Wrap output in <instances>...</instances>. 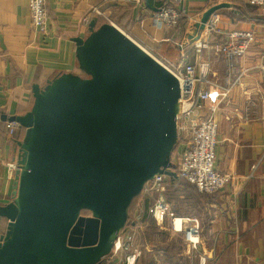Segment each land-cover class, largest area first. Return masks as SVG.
Here are the masks:
<instances>
[{"label":"crops","instance_id":"0c3cea01","mask_svg":"<svg viewBox=\"0 0 264 264\" xmlns=\"http://www.w3.org/2000/svg\"><path fill=\"white\" fill-rule=\"evenodd\" d=\"M46 5L49 20L43 34L32 23L29 0H0V206L12 202L17 170L9 165L18 166L17 142L26 133L9 120L32 109L35 85L44 88L58 75L79 74L73 39L87 38L89 26L96 20L97 25L116 26L156 59L173 65L188 63L197 78L210 83L196 88L210 91L205 109L179 120L173 156L187 151L196 118L214 117L218 123L215 167L233 179L216 194L200 198L194 185L167 176L165 194L172 215L192 217L196 207L201 243L186 254L174 250L180 240L186 251L185 235L169 230L171 223L167 228L148 223L152 220L148 210L155 200L149 197L148 206L142 207L139 228L131 225L127 231L135 233L134 248L145 247L137 264H264V8L247 0H187L186 13L180 18L184 27L168 28L158 26L153 14L168 5L178 7L170 0H142L141 5L117 0H46ZM93 9L103 15L91 14ZM208 15L207 23L217 22L220 32L209 34L205 28L196 35V26ZM87 18L90 22L85 24ZM233 32L255 36L246 55L233 63L211 48H196L205 40L210 46L224 43ZM224 89L226 95L222 96ZM179 202L187 203L188 215L174 209ZM7 226L8 221L0 217V240ZM155 232H159L158 240ZM122 254L110 256L107 264H125L127 253Z\"/></svg>","mask_w":264,"mask_h":264},{"label":"water","instance_id":"95a60500","mask_svg":"<svg viewBox=\"0 0 264 264\" xmlns=\"http://www.w3.org/2000/svg\"><path fill=\"white\" fill-rule=\"evenodd\" d=\"M73 42L79 74L35 85L32 109L9 120L26 133L12 202L0 206V264H101L145 185L178 178L177 78L112 24L93 20Z\"/></svg>","mask_w":264,"mask_h":264},{"label":"built area","instance_id":"2783aa9c","mask_svg":"<svg viewBox=\"0 0 264 264\" xmlns=\"http://www.w3.org/2000/svg\"><path fill=\"white\" fill-rule=\"evenodd\" d=\"M123 4L141 5L142 0H117ZM178 7L163 8L153 14V20L158 26L175 28L179 24L182 14L186 13L184 4L187 0H170ZM248 4L257 8H264V0H247ZM29 8L31 20L37 31L46 34L48 27V12L46 0H29ZM91 14L102 16L99 9H93ZM90 22L89 18L85 20V24ZM206 31L209 34L219 33L217 22L210 20L206 26ZM255 42V36L252 32H233L228 35L227 41L219 44H208L205 40L203 43L196 46L197 50L211 48L214 52L221 55L227 62L233 63L237 59L244 57L248 52L250 46ZM151 55V54H150ZM154 57V56H153ZM158 60L169 72H171L179 81L180 86V105L181 113L179 120L185 116H191L196 110H204V104L211 99L210 91H197V85L210 83L196 77L195 68L188 63L181 65H173L165 60ZM214 86V85H213ZM222 92L221 95H226ZM213 112L214 110L209 109ZM192 123V137L188 144V149L182 154L172 156V163L175 166V173L179 180L185 181L196 187L199 193L206 195H214L220 190L224 189L229 184L233 183V179L226 174H221L216 170V147L218 143V123L214 117H198ZM12 126L17 124L12 123ZM174 157V158H173ZM9 167L13 170H18L16 164H10ZM167 176L157 175L152 181L147 183L139 198L138 212L134 214V221L129 223L132 228H137L141 219L142 207L144 201L149 197H154L155 200L150 206L149 215L159 223L163 215L168 213L170 207L163 200L160 199L168 191V184L166 182ZM144 198V200H143ZM137 210V209H136ZM180 221L182 226L177 230V222ZM187 226V228H183ZM172 229L175 233H184L186 241L192 246L193 250L198 249L200 243L202 228L198 219H174L172 222ZM135 242V233L130 232L125 239L122 234L114 243L111 254L127 253L125 264H137L139 258L142 256V248L133 247Z\"/></svg>","mask_w":264,"mask_h":264},{"label":"rangeland","instance_id":"374dc122","mask_svg":"<svg viewBox=\"0 0 264 264\" xmlns=\"http://www.w3.org/2000/svg\"><path fill=\"white\" fill-rule=\"evenodd\" d=\"M197 192H198V190H197ZM199 193V192H198ZM200 194V198H203V197H207V196H210V195H206V194H202V193H199ZM168 195V193L167 194H164V195H162L161 196V198L160 199H163L168 205H169V207H170V209H169V211H168V213H166L165 215H163L160 219H158L160 222L159 223H157L155 220H153V218H152V220H148V223L149 222H151V224L150 225H152V224H155V222L158 224V226L161 228V227H166L167 228V224H172V222H173V220L174 219H192V218H194L195 217V215H196V213L198 212L197 211V208L195 207V209H193V212H191V209H190V212H191V215H193L192 217H186V216H184V217H186V218H178V217H182V216H178V217H175V216H173L172 215V211H170V210H173L172 209V207H171V205H170V203H168L167 201H166V196ZM203 196V197H202ZM153 197H156L157 198V196H153ZM143 200H144V198H143ZM151 202H153V201H151ZM148 204H149V201H144V207L146 208V206H148ZM152 205V203L150 204V206ZM138 206H139V201L137 200V202H136V204H135V209H137L138 208ZM174 209L175 210H179L181 213H182V215H188V205H187V203H186V205H185V203H182V202H179V203H175L174 205ZM142 210H144L143 208H142ZM134 214H136V212L134 211V212H132V217H130L131 219H129L128 218V223L129 222H133L134 221V219H133V217H134ZM140 227H141V229H143V225L141 226L140 225ZM172 227V226H171ZM170 227V225H169V230H173L172 228ZM139 228V224H138V227L136 228V229H138ZM184 229L185 228H187V226H185V227H183ZM202 228V227H201ZM141 229H139V232H141ZM129 230V226L121 233L122 234V238L123 239H125L126 238V236L128 235L127 234V231ZM174 232V231H173ZM169 233V232H168ZM175 233V232H174ZM153 234V233H152ZM169 234H171V233H169ZM182 234H184V233H182ZM185 235V234H184ZM154 236H155V238L154 239H156V240H158L159 238H160V235H159V232H155L154 233ZM166 236V235H165ZM167 237V236H166ZM165 237V238H166ZM185 240H186V237H185ZM200 243H201V241H200ZM200 243L198 244V248H199V245H200ZM134 247V246H133ZM140 248H142V256H143V254H144V252H145V247H140ZM178 250V252L180 253V254H186V252L187 253H189V252H192V246L186 241V251H185V245L183 244V243H181V241L180 240H177V242H176V244H175V246H174V250ZM125 254L124 252H119V253H117V254H115V255H112V257L113 258H117L120 254ZM122 254V255H123ZM141 256V257H142ZM184 256V255H183ZM140 257V258H141ZM139 258V259H140ZM181 263H183V261L181 260ZM168 264H172V263H168Z\"/></svg>","mask_w":264,"mask_h":264},{"label":"trees","instance_id":"16d2710c","mask_svg":"<svg viewBox=\"0 0 264 264\" xmlns=\"http://www.w3.org/2000/svg\"><path fill=\"white\" fill-rule=\"evenodd\" d=\"M167 7H172V6H170V5H168ZM184 21H183V19L179 22V25H178V27H176V28H183L184 27ZM100 26H102V25H97V28H99ZM24 138H25V136H24ZM24 138H23V140H24ZM195 191V190H194ZM196 192V191H195ZM199 196H200V194L199 193H197ZM203 197V196H202ZM139 198H140V196L139 197H137L133 202H132V204H131V206H130V209H129V219H131L130 218V216H131V214H132V212H134V211H136V209H135V204H136V202H137V200H139ZM83 213H85V212H83ZM82 213V214H83ZM130 223V222H129ZM129 223H128V226H129ZM127 226V227H128ZM130 227V226H129ZM101 264H107V261L105 260V261H103Z\"/></svg>","mask_w":264,"mask_h":264},{"label":"bare ground","instance_id":"6f19581e","mask_svg":"<svg viewBox=\"0 0 264 264\" xmlns=\"http://www.w3.org/2000/svg\"><path fill=\"white\" fill-rule=\"evenodd\" d=\"M180 221L177 222V229L181 228L182 226L180 225Z\"/></svg>","mask_w":264,"mask_h":264},{"label":"flooded vegetation","instance_id":"af4514ba","mask_svg":"<svg viewBox=\"0 0 264 264\" xmlns=\"http://www.w3.org/2000/svg\"><path fill=\"white\" fill-rule=\"evenodd\" d=\"M82 215H83V216H89V213H86V212H85V213H83Z\"/></svg>","mask_w":264,"mask_h":264}]
</instances>
